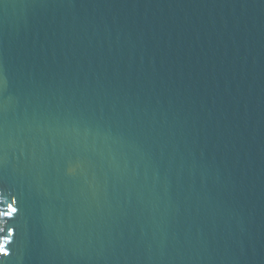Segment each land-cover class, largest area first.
<instances>
[{"label":"water","instance_id":"1","mask_svg":"<svg viewBox=\"0 0 264 264\" xmlns=\"http://www.w3.org/2000/svg\"><path fill=\"white\" fill-rule=\"evenodd\" d=\"M0 192V264H264V0H0Z\"/></svg>","mask_w":264,"mask_h":264},{"label":"snow or ice","instance_id":"2","mask_svg":"<svg viewBox=\"0 0 264 264\" xmlns=\"http://www.w3.org/2000/svg\"><path fill=\"white\" fill-rule=\"evenodd\" d=\"M3 193L0 192V196H2ZM8 210L0 213V215H3L5 217H12L15 212H17V208L13 207L12 204L7 205ZM9 231H12L11 229ZM0 252H4L5 255H7V250L4 249L2 246H0Z\"/></svg>","mask_w":264,"mask_h":264}]
</instances>
